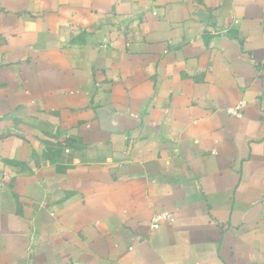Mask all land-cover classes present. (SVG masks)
I'll return each mask as SVG.
<instances>
[{
    "label": "crops",
    "instance_id": "crops-1",
    "mask_svg": "<svg viewBox=\"0 0 264 264\" xmlns=\"http://www.w3.org/2000/svg\"><path fill=\"white\" fill-rule=\"evenodd\" d=\"M0 264H264V0H0Z\"/></svg>",
    "mask_w": 264,
    "mask_h": 264
},
{
    "label": "built area",
    "instance_id": "built-area-1",
    "mask_svg": "<svg viewBox=\"0 0 264 264\" xmlns=\"http://www.w3.org/2000/svg\"><path fill=\"white\" fill-rule=\"evenodd\" d=\"M245 107V103L242 102L233 109L230 110V113L237 118H242V109ZM174 222V216L168 211H162L154 215L151 221V228L158 229L164 224H171Z\"/></svg>",
    "mask_w": 264,
    "mask_h": 264
}]
</instances>
